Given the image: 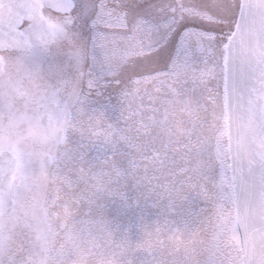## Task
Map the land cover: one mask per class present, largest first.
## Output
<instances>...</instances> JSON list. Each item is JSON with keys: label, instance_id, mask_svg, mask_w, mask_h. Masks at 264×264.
<instances>
[{"label": "snow or ice", "instance_id": "snow-or-ice-1", "mask_svg": "<svg viewBox=\"0 0 264 264\" xmlns=\"http://www.w3.org/2000/svg\"><path fill=\"white\" fill-rule=\"evenodd\" d=\"M0 264H264V0H0Z\"/></svg>", "mask_w": 264, "mask_h": 264}]
</instances>
